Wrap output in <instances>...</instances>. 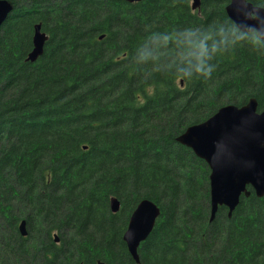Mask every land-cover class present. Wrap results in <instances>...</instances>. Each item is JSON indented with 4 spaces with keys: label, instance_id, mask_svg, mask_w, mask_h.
Wrapping results in <instances>:
<instances>
[{
    "label": "trees",
    "instance_id": "obj_1",
    "mask_svg": "<svg viewBox=\"0 0 264 264\" xmlns=\"http://www.w3.org/2000/svg\"><path fill=\"white\" fill-rule=\"evenodd\" d=\"M9 1L0 32V264H136L123 236L143 200L160 216L139 264H264V198L242 196L230 218L222 207L210 223V169L177 142L224 106L256 99L264 110V50L250 44L214 56L208 78L177 74L197 62L179 34L198 30L211 45L215 26L236 27L229 1L201 0L196 11L193 0ZM38 24L49 39L30 63ZM153 33L167 40L137 68L136 50Z\"/></svg>",
    "mask_w": 264,
    "mask_h": 264
},
{
    "label": "water",
    "instance_id": "obj_2",
    "mask_svg": "<svg viewBox=\"0 0 264 264\" xmlns=\"http://www.w3.org/2000/svg\"><path fill=\"white\" fill-rule=\"evenodd\" d=\"M124 1L133 4L144 0ZM200 4L201 0H194L192 9L195 11ZM13 10L14 6L9 0H0V32ZM253 12L264 13V8L254 6L246 0H229L226 7L228 18L238 28H243L245 22H250L248 18ZM48 39V35L42 31V25H36L33 50L29 53L27 62L35 63L43 55ZM177 142L192 150L210 169V223L215 220L222 207L228 209L230 218L242 196L249 198L254 192L257 198H264V111L258 112L256 99H251L242 107L228 105L220 108L203 123L188 127L177 138ZM120 207V201L112 198V213H118ZM159 216L158 206L149 200H143L130 217L123 240L136 264H139L138 250L153 232ZM19 230L23 237L27 236L25 221L20 224ZM54 239L55 243L60 242L58 235Z\"/></svg>",
    "mask_w": 264,
    "mask_h": 264
},
{
    "label": "clouds",
    "instance_id": "obj_3",
    "mask_svg": "<svg viewBox=\"0 0 264 264\" xmlns=\"http://www.w3.org/2000/svg\"><path fill=\"white\" fill-rule=\"evenodd\" d=\"M245 22L243 28L233 27L227 23L215 26L217 39L211 45L206 44L207 37L201 38L198 30L188 29L179 34V39L186 43L190 52L196 53V65H185V69L177 74L189 78L195 72L199 76L208 78L214 71V65L209 63L214 56L221 55L240 43H247L256 49L264 50V13L253 12ZM167 40L166 36L153 33L147 45L136 50L134 63L137 68L142 67L153 59V53Z\"/></svg>",
    "mask_w": 264,
    "mask_h": 264
},
{
    "label": "flooded vegetation",
    "instance_id": "obj_4",
    "mask_svg": "<svg viewBox=\"0 0 264 264\" xmlns=\"http://www.w3.org/2000/svg\"><path fill=\"white\" fill-rule=\"evenodd\" d=\"M229 1V0H228ZM247 1V0H246ZM248 2V1H247ZM252 4V3H251ZM227 7V6H226ZM257 102H258V100H257ZM248 104V103H247ZM245 106V105H244ZM264 110H259V103H258V112L259 113H261V112H263ZM59 237V236H58ZM55 238V237H54ZM55 240V239H54ZM60 243V242H59ZM59 243H56V244H59Z\"/></svg>",
    "mask_w": 264,
    "mask_h": 264
},
{
    "label": "bare ground",
    "instance_id": "obj_5",
    "mask_svg": "<svg viewBox=\"0 0 264 264\" xmlns=\"http://www.w3.org/2000/svg\"><path fill=\"white\" fill-rule=\"evenodd\" d=\"M33 50V49H32Z\"/></svg>",
    "mask_w": 264,
    "mask_h": 264
}]
</instances>
